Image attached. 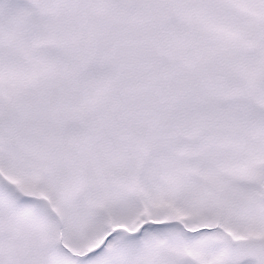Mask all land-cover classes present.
Here are the masks:
<instances>
[{
    "label": "snow or ice",
    "instance_id": "snow-or-ice-1",
    "mask_svg": "<svg viewBox=\"0 0 264 264\" xmlns=\"http://www.w3.org/2000/svg\"><path fill=\"white\" fill-rule=\"evenodd\" d=\"M0 264H264V0H0Z\"/></svg>",
    "mask_w": 264,
    "mask_h": 264
}]
</instances>
